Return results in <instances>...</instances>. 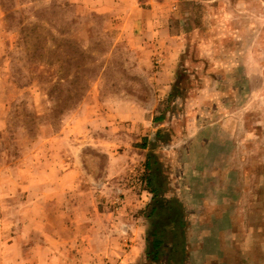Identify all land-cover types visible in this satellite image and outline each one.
Instances as JSON below:
<instances>
[{
	"label": "rangeland",
	"instance_id": "rangeland-1",
	"mask_svg": "<svg viewBox=\"0 0 264 264\" xmlns=\"http://www.w3.org/2000/svg\"><path fill=\"white\" fill-rule=\"evenodd\" d=\"M149 161L156 264H264V0H0V264H153Z\"/></svg>",
	"mask_w": 264,
	"mask_h": 264
},
{
	"label": "trees",
	"instance_id": "trees-1",
	"mask_svg": "<svg viewBox=\"0 0 264 264\" xmlns=\"http://www.w3.org/2000/svg\"><path fill=\"white\" fill-rule=\"evenodd\" d=\"M148 168L153 171L152 163L149 161L147 162ZM157 170H154L149 177V185L151 188V193L154 195V199H158L159 195L162 200V204H154L153 207V216L156 214L157 211L162 214L163 212H167L168 215V223L170 224V230L167 228H155L151 233L152 243L151 246L148 248L147 256L151 260L153 264L158 263L159 257L161 256V248L160 246L167 241L169 243L170 253L169 256H173L175 254H183L185 253V243H184V235L185 233V225L186 219L184 218V210L181 204L178 202L176 197L172 198H163L162 192L163 189H159V186L156 185L154 179L156 177ZM164 193V192H163ZM164 201V202H163ZM152 215V213H151ZM150 215V217H151ZM168 232L172 233L168 240L164 239ZM185 233V234H184ZM168 256V257H169ZM169 259V258H168Z\"/></svg>",
	"mask_w": 264,
	"mask_h": 264
},
{
	"label": "crops",
	"instance_id": "crops-1",
	"mask_svg": "<svg viewBox=\"0 0 264 264\" xmlns=\"http://www.w3.org/2000/svg\"><path fill=\"white\" fill-rule=\"evenodd\" d=\"M93 182H96V181L93 180ZM225 227H226V226H225ZM225 227H224V232H225L227 235H229L228 233H233V232L236 233V231H237V230H235V231L232 230V231H233V232H232L231 230H227L228 228H227V227L225 228ZM221 229H223V228H221ZM219 230H220V229H219ZM219 230H216V232L219 233V232H220ZM97 245H98V241H95V243H92V242H91V243H90V248H92V247H94V246L97 247Z\"/></svg>",
	"mask_w": 264,
	"mask_h": 264
}]
</instances>
